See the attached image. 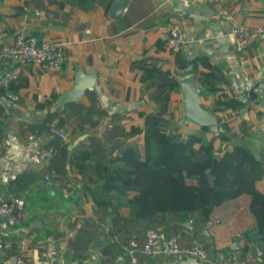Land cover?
Wrapping results in <instances>:
<instances>
[{
    "label": "crops",
    "instance_id": "crops-1",
    "mask_svg": "<svg viewBox=\"0 0 264 264\" xmlns=\"http://www.w3.org/2000/svg\"><path fill=\"white\" fill-rule=\"evenodd\" d=\"M70 1L0 0L3 42H10L16 34L25 32L63 44L69 50V61L62 70L46 73L40 66L22 67L16 82L26 85L16 94L0 97V138L5 145L4 154L0 156V197L4 200L18 198L24 204L21 224L12 227L0 217V239L16 247V252L0 250V264H18L17 250L23 255L22 264H126L121 252L113 256L105 253L110 244L107 239L110 220L96 216V205L91 197L83 194L86 180L81 174L71 166L63 182L59 181V173L51 183L44 182L55 159L43 164L35 151L42 145L52 144L54 137L35 126L42 124L48 113L63 110L71 103L88 104L86 97L91 92L96 94L97 106L109 114L105 119L108 123L114 121L129 130L131 126H144L138 114L151 113L153 103L147 99L140 73L133 69V64L148 61L163 71L175 69L176 56L168 45L167 23L177 24L185 36L186 43L180 50L185 60L194 62L192 66L201 73L218 71L226 78L208 98H204L205 91L202 92L205 108L212 110L218 97L224 96L239 105L241 114L246 106L238 98L246 95L252 106L236 118L235 125L241 119L254 121L257 132L264 131V117L262 121H255L257 110L264 113V34L241 59L229 36V24L217 17V8L221 7L251 29L264 27V0H113V3L128 2L127 8L113 17L110 16L113 3L106 12L101 6L103 0H87L94 5L90 11ZM35 10L51 17L36 16ZM251 91L259 97L258 104L251 100ZM53 93L58 98L51 108L48 103ZM11 95L17 99H12ZM177 97L183 99L180 89L172 95V101ZM178 108L183 117V106ZM114 114L118 115L112 118ZM178 126L184 135L200 131L181 121ZM104 128L103 124L100 131ZM260 138L263 139L261 134ZM257 142L249 141L253 145ZM81 143H87V135L78 138L69 148L74 149ZM141 145L140 138L128 140L124 148L127 162H136L132 159V150ZM254 155L261 159L264 152H254ZM36 173L39 179L31 185ZM262 175L259 171L238 190L222 192L216 198L213 221L201 232V242L192 241L212 244L209 250L214 249L215 259L198 261L187 256L158 254L148 258L147 264H217L220 258L233 252L240 255L242 264H255L261 253H256L254 243L249 244L246 257L242 256L247 246L244 238L247 228L253 226L264 232ZM137 184L155 188L151 205L153 211L158 212L169 189L160 184L156 172L138 177ZM128 200L123 197L120 202L127 205ZM88 222L97 224L98 237L90 243L88 259L75 261L73 243L76 235L86 230ZM190 227V223L185 224L186 240L182 235L175 236L184 245L192 244ZM236 235L241 238L232 242ZM98 241L108 244L98 246Z\"/></svg>",
    "mask_w": 264,
    "mask_h": 264
},
{
    "label": "trees",
    "instance_id": "trees-1",
    "mask_svg": "<svg viewBox=\"0 0 264 264\" xmlns=\"http://www.w3.org/2000/svg\"><path fill=\"white\" fill-rule=\"evenodd\" d=\"M70 2L79 4L86 11L94 8L87 0ZM112 3L113 0H103L101 6L108 12ZM174 55L173 71H163L148 61L133 64V69L140 73L139 79L147 99L153 103L151 113L138 114L143 118L144 126H131L129 130L114 121H105L109 114L97 106L94 92L87 95L88 104L84 101L71 103L63 110L48 113L46 120L35 126L49 135V125L53 122L70 130L71 143L64 144L57 138L53 139L52 144L59 149L60 155L48 170L56 169L61 177L59 181L63 182L72 166L86 180L82 191L96 205V216L110 220L111 229L107 234L110 244L105 253L111 256L120 252L121 245L130 239H136L142 245L149 229L160 230L166 239L182 235L186 240L187 223L191 224L193 234L190 242H201V232L213 221L218 195L238 190L259 171L263 172L264 179V157L257 159L255 145L249 143L250 140L260 139L255 122L241 119L235 125L236 118H240L241 114L239 105L230 98L218 97L212 108L223 126L222 132L212 133L204 128L197 133H181L178 125L182 113L178 107L171 108L172 95L179 91L178 78L185 74L193 76L196 84L204 87V98H208L219 83L226 82V78L218 71L199 72L192 66L194 62L185 60L180 51ZM24 85L15 81L7 87L0 86V97L16 94ZM250 97L258 104L259 97L254 91L250 92ZM57 98L58 95L53 93L48 106L52 108ZM220 113L227 114L220 116ZM262 117L264 113L257 110L255 121H262ZM103 124L105 128L101 132ZM84 135H87L86 144L69 148ZM133 138H140L142 145L132 150V159L136 162L131 164L124 157V148ZM151 172H156L160 184L169 189L168 196L156 213L151 205L155 188L137 184L138 177ZM35 175L31 185L39 179L38 174ZM218 179L219 185L216 184ZM123 197L129 198L127 205L120 202ZM96 227L97 224L94 226L88 222L86 230L76 235L73 243L75 261L88 259L86 254L90 243L98 237ZM240 238L236 235L232 242ZM244 238L247 246L242 258L249 252V244L254 243L256 253H261L255 264H264V232L249 226ZM202 245L208 250L212 246L206 241Z\"/></svg>",
    "mask_w": 264,
    "mask_h": 264
},
{
    "label": "built area",
    "instance_id": "built-area-1",
    "mask_svg": "<svg viewBox=\"0 0 264 264\" xmlns=\"http://www.w3.org/2000/svg\"><path fill=\"white\" fill-rule=\"evenodd\" d=\"M36 16L44 15L51 17V14L34 11ZM217 17L229 24V36L232 39L235 51L244 58L245 53L249 50L264 34V27L251 29L247 25L240 23L233 14L224 8H217ZM168 34V45L170 51L175 54L179 52L185 45L186 40L181 28L172 22L165 26ZM69 61V50L66 46L54 43L36 36L35 34H27L20 32L16 34L10 42H3L0 36V72L5 71L4 76L0 80V86L7 87L20 77L22 67L30 65L40 66L46 73L60 71ZM17 99L15 95L10 96ZM1 113V107H0ZM50 135L57 138L64 144L72 142V138L67 129L53 122L49 125ZM33 138V137H31ZM5 145L0 138V156L4 154ZM36 155L43 164H48L60 155L59 149L53 144L40 146L36 151ZM58 177V172L50 170L45 175L44 182L51 183L52 179ZM23 201L18 198L12 200H4L0 197V217L5 220L9 226H17L21 224ZM0 250L7 252H16V247L12 242L0 239ZM120 252L125 258L126 264H147V259L155 255L162 254L165 256H187L198 261H208L209 250L204 248L197 242L191 245H184L180 242L179 237L166 239L162 236L160 230L149 229L145 233L144 243L141 245L136 239H130L121 245ZM15 259L18 264L23 263V255L17 250ZM217 264H242L240 255L237 252L231 253L228 257H222Z\"/></svg>",
    "mask_w": 264,
    "mask_h": 264
},
{
    "label": "water",
    "instance_id": "water-1",
    "mask_svg": "<svg viewBox=\"0 0 264 264\" xmlns=\"http://www.w3.org/2000/svg\"><path fill=\"white\" fill-rule=\"evenodd\" d=\"M128 2H114L112 4V11L110 16L113 17L115 13H119L123 9H126ZM5 71L0 72V80L4 76ZM179 89L183 94V117L181 122L185 125H192L198 129L206 128L209 132L219 133L223 131V126L219 123L218 117L212 112V110L205 108L203 105L201 94L204 91V87L197 85L195 79L191 75L183 77L179 82ZM240 102L245 104V108L241 110V115L245 114L249 108H251V101L248 100L246 95L238 98ZM98 246L107 245L101 241L97 242ZM209 258L215 259V251L213 248L209 250Z\"/></svg>",
    "mask_w": 264,
    "mask_h": 264
},
{
    "label": "rangeland",
    "instance_id": "rangeland-1",
    "mask_svg": "<svg viewBox=\"0 0 264 264\" xmlns=\"http://www.w3.org/2000/svg\"><path fill=\"white\" fill-rule=\"evenodd\" d=\"M178 106L180 107L183 106L181 97H177V99L174 102L172 101V104H171V108H175ZM260 132H261L260 134L263 139L260 138L258 142L256 143V145L254 146L255 153L264 152V131H260Z\"/></svg>",
    "mask_w": 264,
    "mask_h": 264
},
{
    "label": "clouds",
    "instance_id": "clouds-1",
    "mask_svg": "<svg viewBox=\"0 0 264 264\" xmlns=\"http://www.w3.org/2000/svg\"><path fill=\"white\" fill-rule=\"evenodd\" d=\"M182 78H183V77H182ZM182 78H181V79H182ZM181 79H180V80H181ZM179 82H180V81H179Z\"/></svg>",
    "mask_w": 264,
    "mask_h": 264
},
{
    "label": "bare ground",
    "instance_id": "bare-ground-1",
    "mask_svg": "<svg viewBox=\"0 0 264 264\" xmlns=\"http://www.w3.org/2000/svg\"><path fill=\"white\" fill-rule=\"evenodd\" d=\"M1 91V90H0Z\"/></svg>",
    "mask_w": 264,
    "mask_h": 264
}]
</instances>
